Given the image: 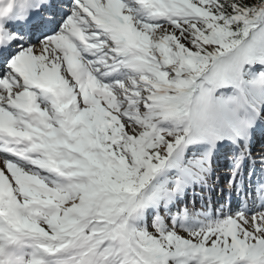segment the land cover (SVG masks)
<instances>
[{
    "label": "snow or ice",
    "instance_id": "snow-or-ice-1",
    "mask_svg": "<svg viewBox=\"0 0 264 264\" xmlns=\"http://www.w3.org/2000/svg\"><path fill=\"white\" fill-rule=\"evenodd\" d=\"M250 91L264 0H0V264H264V207L178 206Z\"/></svg>",
    "mask_w": 264,
    "mask_h": 264
},
{
    "label": "rangeland",
    "instance_id": "rangeland-1",
    "mask_svg": "<svg viewBox=\"0 0 264 264\" xmlns=\"http://www.w3.org/2000/svg\"><path fill=\"white\" fill-rule=\"evenodd\" d=\"M248 106L252 111L247 114L253 119L248 136L241 145L233 143L212 157L210 166L203 169L208 173L206 182H197L183 192L178 202L180 208L186 207L211 218L221 211L230 213L264 207V204H255L258 194L264 192V106L249 104V101ZM237 164L238 172L235 171ZM244 198H250L246 207Z\"/></svg>",
    "mask_w": 264,
    "mask_h": 264
},
{
    "label": "trees",
    "instance_id": "trees-1",
    "mask_svg": "<svg viewBox=\"0 0 264 264\" xmlns=\"http://www.w3.org/2000/svg\"><path fill=\"white\" fill-rule=\"evenodd\" d=\"M257 70L258 71L261 70L260 66H257ZM234 94H236V93H235V89H233V88L227 89V90H225L222 93V95L225 96V97H230V96H232ZM260 96H261V99L259 100L258 97H260ZM263 98H264V94L260 93L259 91H250V93H249V100L248 101H249V104L250 103H254V104L261 103V105L264 106V100H263ZM247 107L249 108V106H247Z\"/></svg>",
    "mask_w": 264,
    "mask_h": 264
}]
</instances>
